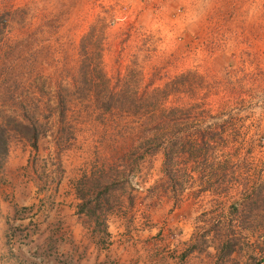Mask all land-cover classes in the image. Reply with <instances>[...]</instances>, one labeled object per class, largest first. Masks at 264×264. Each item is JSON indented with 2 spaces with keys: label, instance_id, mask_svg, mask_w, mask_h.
<instances>
[{
  "label": "rangeland",
  "instance_id": "374dc122",
  "mask_svg": "<svg viewBox=\"0 0 264 264\" xmlns=\"http://www.w3.org/2000/svg\"><path fill=\"white\" fill-rule=\"evenodd\" d=\"M0 143V264H264V0H0Z\"/></svg>",
  "mask_w": 264,
  "mask_h": 264
},
{
  "label": "trees",
  "instance_id": "16d2710c",
  "mask_svg": "<svg viewBox=\"0 0 264 264\" xmlns=\"http://www.w3.org/2000/svg\"><path fill=\"white\" fill-rule=\"evenodd\" d=\"M88 64V63H87ZM170 87L171 84L167 83L166 87ZM155 92L158 93V98L156 96L152 97V93ZM161 94V95H160ZM167 94L164 92L163 89H158L156 91L152 92H143L137 96V94H129L126 91L121 90H114L113 88L108 87V81L106 79H103L100 83V87L94 83H92L87 90L84 91L82 97L83 99L87 100L89 104L95 109L96 111H99V113L105 114L110 112H118V113H125L127 115L131 116H149V113H154V111H147L146 108L140 107L137 105L130 104L131 101H134L135 99H141L145 98L150 101L157 99L158 101ZM155 96V95H154ZM158 111V110H157ZM174 110L173 112H175ZM172 112V113H173ZM29 130H27L26 134L28 136L29 144L32 147V149H36V137L37 135L34 133V129H31L28 127ZM163 140V139H162ZM167 150L164 154L166 165L168 164V159L171 157L173 153H188V155L191 157L192 154L200 153V150L203 146H205V142H196V141H186L182 142L178 139L172 138L168 143ZM1 146V143H0ZM148 146V145H147ZM5 152V147L3 146L2 150H0V160L2 159L3 154ZM106 187H104L105 189ZM103 192H97L93 193V197L87 198L83 193L77 194L78 199L80 202L76 206V213L79 215H84L88 222H90L93 225V230H97L99 227L104 225V218L100 216H104L106 214L105 210L106 207L104 206L105 202L103 199L99 200ZM249 201L247 203V212H253L256 210V208L248 207ZM236 206H231V211H237ZM258 210V208H257ZM241 212V210H239ZM244 214V213H242ZM229 226V225H228ZM244 228V227H242ZM245 230V229H244ZM217 250L219 257H228L230 254H232L235 251L236 246V240L231 239L230 237H227L223 239L222 241L220 239L217 240ZM191 249L194 247L191 246ZM190 249V250H191Z\"/></svg>",
  "mask_w": 264,
  "mask_h": 264
}]
</instances>
